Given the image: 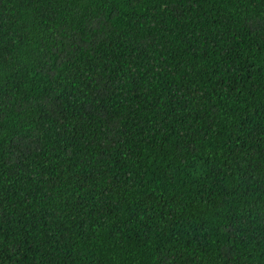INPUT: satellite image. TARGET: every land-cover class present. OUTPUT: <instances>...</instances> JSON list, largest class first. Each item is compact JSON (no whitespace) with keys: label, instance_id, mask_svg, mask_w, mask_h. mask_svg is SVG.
<instances>
[{"label":"trees","instance_id":"16d2710c","mask_svg":"<svg viewBox=\"0 0 264 264\" xmlns=\"http://www.w3.org/2000/svg\"><path fill=\"white\" fill-rule=\"evenodd\" d=\"M0 264H264V0H0Z\"/></svg>","mask_w":264,"mask_h":264}]
</instances>
